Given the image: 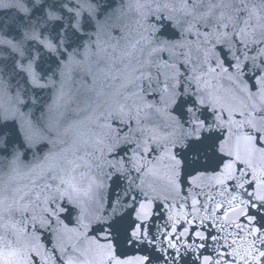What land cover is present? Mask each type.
Segmentation results:
<instances>
[{
    "label": "snow or ice",
    "instance_id": "snow-or-ice-1",
    "mask_svg": "<svg viewBox=\"0 0 264 264\" xmlns=\"http://www.w3.org/2000/svg\"><path fill=\"white\" fill-rule=\"evenodd\" d=\"M0 32L23 36L0 62V264H92L90 237L111 246L108 264H152L143 247L163 264L189 254L193 264H264V196L251 172L229 182L240 198L206 205L209 219L187 237L185 222L158 232L153 220L150 234L139 216L152 199L143 185L161 179L150 170L183 165L178 146L151 133L159 112L180 119L195 153L213 80L264 100V0H0ZM30 104L39 112L20 107ZM89 184L108 190L109 218L69 236L72 190ZM163 207L155 201L153 217ZM122 233L131 255L116 251Z\"/></svg>",
    "mask_w": 264,
    "mask_h": 264
},
{
    "label": "water",
    "instance_id": "water-1",
    "mask_svg": "<svg viewBox=\"0 0 264 264\" xmlns=\"http://www.w3.org/2000/svg\"><path fill=\"white\" fill-rule=\"evenodd\" d=\"M0 38L5 41L0 44V62H10L14 52L6 42L9 39L22 40L23 36L20 33L9 36L7 32H0ZM18 84L23 87L22 81H11L13 88ZM240 88L239 84H233L228 79L212 81L205 94V103L211 108V114L208 111L201 113L208 122L207 134L195 153L191 149L185 150L188 133L183 129L180 119L164 111L156 115L157 124L151 129V133L158 140L167 138L178 146L176 155L182 158L183 165L154 167L150 170L152 176L161 177L154 184L143 185V190L152 199L142 204L139 216L149 220L150 234L153 220L158 232L165 231L169 225L175 231L185 222L187 226L184 227V236L187 237L194 223L202 224L209 219V213L203 210L206 205L209 208L220 205L233 195L240 198L242 192H229V182L235 180L236 183H241L244 172H251L254 177L260 178L257 191L264 196V100L259 97L249 99L248 94ZM43 99L47 100V96ZM20 107L24 111L32 109L35 113L39 112V107L35 105ZM252 109H259V112L249 116ZM241 113L244 115H240ZM164 125H170L167 133L161 131ZM193 173L195 175H191ZM190 175L193 187L184 195L185 178ZM119 187L123 191L127 186L121 184ZM110 200L108 190H99L95 184H89L86 191H81L78 187L73 189L71 210L67 217V235H74L73 230H79L81 221L98 233L103 227V221L109 218L105 210L108 209ZM155 201H162L164 207L159 209V215L153 217ZM190 202L193 204L191 210ZM155 207L158 208L159 205ZM125 220L131 223L128 217ZM125 239L126 236L122 233L116 251L131 255L136 249L126 247ZM140 251L153 256L152 264H163L149 247H143ZM114 255L110 245L89 238L88 256L92 264H108ZM116 264L120 262L117 261ZM182 264H193L190 254L185 256Z\"/></svg>",
    "mask_w": 264,
    "mask_h": 264
}]
</instances>
